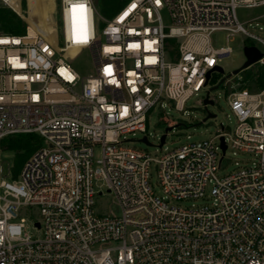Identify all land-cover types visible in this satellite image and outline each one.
Here are the masks:
<instances>
[{
  "label": "built area",
  "instance_id": "1",
  "mask_svg": "<svg viewBox=\"0 0 264 264\" xmlns=\"http://www.w3.org/2000/svg\"><path fill=\"white\" fill-rule=\"evenodd\" d=\"M58 3L48 39L31 32L23 0H0L27 23L22 34L0 24V154L9 135L42 139L12 181L2 178L0 157V264H264V88H236L241 78L220 85L216 68L234 50L213 41L223 32L228 42L243 34L264 46L237 16L264 0H128L110 18L93 0ZM86 50L95 74L84 78L73 60ZM218 85L233 89V132L222 125L210 140L159 156L125 145L128 134L147 133L155 107L184 111ZM229 149L252 165L220 176ZM152 167L164 198L151 185ZM209 184L208 203L169 201L203 198ZM105 192L119 214L96 211Z\"/></svg>",
  "mask_w": 264,
  "mask_h": 264
},
{
  "label": "rangeland",
  "instance_id": "2",
  "mask_svg": "<svg viewBox=\"0 0 264 264\" xmlns=\"http://www.w3.org/2000/svg\"><path fill=\"white\" fill-rule=\"evenodd\" d=\"M119 1L120 0H111L108 5V10L110 12L114 10ZM28 8L29 15L26 17V20L30 22L31 28L43 32L48 39H55L56 30L51 19L52 15L55 17L58 16V0H23L24 14ZM237 16L239 21L245 24L248 31L264 39V5L239 7L237 9ZM164 17L166 24H168L169 20L166 13H164ZM36 18L40 21L38 25L35 24ZM105 18H110V15L105 16ZM20 21L25 25L26 30L27 23L22 19H20ZM98 28V39L104 41V36L100 31L102 29L100 24L99 26L97 25V29ZM59 39L62 42L61 29L59 30ZM213 41L217 47L230 45L234 50L232 55L222 60L221 66L225 72L222 76L229 75L244 64L245 55L243 49L245 45L255 44L257 47L264 50V46L261 42L256 43V41L248 40L243 34L236 35L232 42H228L227 35L223 32H219L213 35ZM73 67L84 78L94 75L95 62L90 51H83L79 56L75 57L73 60ZM240 78L241 82L236 88H243L250 83L249 79L245 80L244 73H240L238 76H231L228 79L231 80V83H237ZM209 90L210 88L204 89L198 95L190 98L185 104L184 111L175 109L170 102H166L164 108H161L160 106L155 107L149 115L147 133L143 134L141 132H136L135 135L128 134L125 145L130 148L146 151L152 156H159L166 152V150H174L188 143L210 140L219 134L222 125L227 131L233 132L237 124L236 118L229 105V94L233 89H230L229 87L227 89L226 86H220L218 89H215L210 93ZM208 93L215 103L214 105H208L207 109L216 116L203 122L208 115V111L203 103ZM167 127H173V129L168 132L163 147L159 148L160 139L162 135H164ZM146 135L152 145H147L141 141ZM99 156L100 149H96L95 158L97 159ZM0 157L3 169L2 178L7 181H12V174L16 164V153L1 148ZM251 159L252 156L248 154L229 149L223 161L222 168L219 171V175H226L239 168L248 167L252 165ZM150 182L156 195L164 198L166 194L160 186L158 173L154 167L151 168ZM211 188V184L206 187L205 197L203 198L183 201L169 199V201L173 205H181L183 207L208 203V201H210ZM96 211L105 215L119 214V208L113 196L107 192L96 201ZM34 212L37 213L35 219L40 220V211L35 209ZM28 225L29 228L27 231L32 235L38 236V233L33 230L30 222Z\"/></svg>",
  "mask_w": 264,
  "mask_h": 264
},
{
  "label": "trees",
  "instance_id": "3",
  "mask_svg": "<svg viewBox=\"0 0 264 264\" xmlns=\"http://www.w3.org/2000/svg\"><path fill=\"white\" fill-rule=\"evenodd\" d=\"M111 0H94L95 7L99 14L105 16L115 15L128 0H120L114 10H108ZM101 15V16H102ZM0 24L2 30L10 34H22L25 32V25L20 21L19 17L9 8L0 6ZM104 26V22L100 21V27ZM250 45V44H247ZM245 80H250L249 84L243 88H247L251 92L264 88V64H255L247 70H244ZM41 137L36 134H15L5 137L1 141V148L14 151L16 153V164L14 174L18 175L28 159L34 152L40 148Z\"/></svg>",
  "mask_w": 264,
  "mask_h": 264
},
{
  "label": "water",
  "instance_id": "4",
  "mask_svg": "<svg viewBox=\"0 0 264 264\" xmlns=\"http://www.w3.org/2000/svg\"><path fill=\"white\" fill-rule=\"evenodd\" d=\"M243 50H244V55H245V62H244V64H243L241 67H239L238 69L234 70V71H233L232 73H230L229 75H226V76L222 79L220 85L223 84L224 81H225L226 79H228L229 77H231V76H238L241 72H243L244 70H247V69H249L250 67H252L253 65L257 64V63L263 58V53H262L257 47H255V46H253V45H246V46L244 47ZM216 70H218V71L221 72L222 74L225 73V72H224V69L221 68V67H217ZM220 85L213 87V88L211 89V91H213V90H215V89H218V88L220 87ZM203 103H204V105H205V108L207 109V108H208V105H214L215 102H214L213 100L209 99V97H208V95H207V97L204 99ZM207 111H208V109H207ZM215 116H216L215 114H213L212 112L208 111V115H207V117L203 120V122L206 121L207 119H209V118H213V117H215ZM172 129H173V127H167V128H166V131H165L164 135H162V137H161V139H160L159 148H161V147L163 146V144H164L165 141H166V137H167L168 132L171 131ZM141 141H142L143 143L147 144V145H152V144L148 141L147 137H143V139H142ZM221 141H222L223 152H225V150H226V145H225V143H224V139L221 138Z\"/></svg>",
  "mask_w": 264,
  "mask_h": 264
},
{
  "label": "snow or ice",
  "instance_id": "5",
  "mask_svg": "<svg viewBox=\"0 0 264 264\" xmlns=\"http://www.w3.org/2000/svg\"><path fill=\"white\" fill-rule=\"evenodd\" d=\"M75 7H76V6H74L73 11H75ZM79 7L83 8V5H80Z\"/></svg>",
  "mask_w": 264,
  "mask_h": 264
},
{
  "label": "bare ground",
  "instance_id": "6",
  "mask_svg": "<svg viewBox=\"0 0 264 264\" xmlns=\"http://www.w3.org/2000/svg\"><path fill=\"white\" fill-rule=\"evenodd\" d=\"M31 32H34V29L30 27Z\"/></svg>",
  "mask_w": 264,
  "mask_h": 264
}]
</instances>
